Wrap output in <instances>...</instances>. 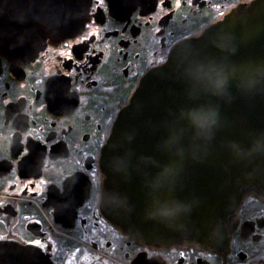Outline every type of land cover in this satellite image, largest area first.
<instances>
[{
  "label": "flooded vegetation",
  "instance_id": "af4514ba",
  "mask_svg": "<svg viewBox=\"0 0 264 264\" xmlns=\"http://www.w3.org/2000/svg\"><path fill=\"white\" fill-rule=\"evenodd\" d=\"M253 1L80 0L66 36L0 40V242L52 264H264V196L243 195L216 247L148 243L108 218L114 184L100 165L140 81Z\"/></svg>",
  "mask_w": 264,
  "mask_h": 264
},
{
  "label": "water",
  "instance_id": "95a60500",
  "mask_svg": "<svg viewBox=\"0 0 264 264\" xmlns=\"http://www.w3.org/2000/svg\"><path fill=\"white\" fill-rule=\"evenodd\" d=\"M50 1L27 10L24 0H0V40L66 36L80 0ZM100 165L115 192L106 214L130 237L207 247L226 241L243 195L264 196V0L178 44L140 81L112 124ZM0 264L52 263L0 242Z\"/></svg>",
  "mask_w": 264,
  "mask_h": 264
},
{
  "label": "snow or ice",
  "instance_id": "6c2138e0",
  "mask_svg": "<svg viewBox=\"0 0 264 264\" xmlns=\"http://www.w3.org/2000/svg\"><path fill=\"white\" fill-rule=\"evenodd\" d=\"M87 38H88L87 36L84 37V39H87ZM194 118H195V119H198V120H202V119H203V117L199 116L198 114H197ZM34 243H35L36 245H38V246L41 244V242L38 241V240L35 241Z\"/></svg>",
  "mask_w": 264,
  "mask_h": 264
}]
</instances>
